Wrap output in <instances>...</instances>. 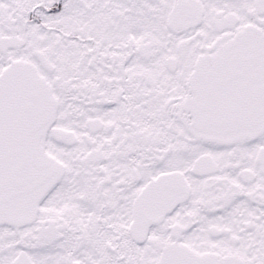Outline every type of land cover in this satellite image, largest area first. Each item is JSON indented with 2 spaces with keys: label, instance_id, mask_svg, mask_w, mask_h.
Instances as JSON below:
<instances>
[{
  "label": "snow or ice",
  "instance_id": "obj_1",
  "mask_svg": "<svg viewBox=\"0 0 264 264\" xmlns=\"http://www.w3.org/2000/svg\"><path fill=\"white\" fill-rule=\"evenodd\" d=\"M0 264H264V0H0Z\"/></svg>",
  "mask_w": 264,
  "mask_h": 264
}]
</instances>
